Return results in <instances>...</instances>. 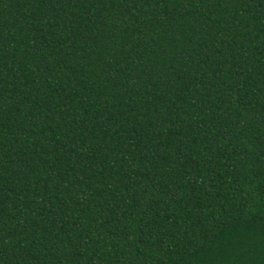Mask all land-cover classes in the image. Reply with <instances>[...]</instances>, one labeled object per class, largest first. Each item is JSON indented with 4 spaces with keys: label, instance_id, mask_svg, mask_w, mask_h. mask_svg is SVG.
<instances>
[{
    "label": "trees",
    "instance_id": "16d2710c",
    "mask_svg": "<svg viewBox=\"0 0 264 264\" xmlns=\"http://www.w3.org/2000/svg\"><path fill=\"white\" fill-rule=\"evenodd\" d=\"M0 264H264V0H0Z\"/></svg>",
    "mask_w": 264,
    "mask_h": 264
}]
</instances>
